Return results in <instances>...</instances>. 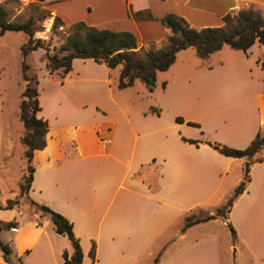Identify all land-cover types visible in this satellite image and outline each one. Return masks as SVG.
<instances>
[{
  "label": "crops",
  "instance_id": "crops-1",
  "mask_svg": "<svg viewBox=\"0 0 264 264\" xmlns=\"http://www.w3.org/2000/svg\"><path fill=\"white\" fill-rule=\"evenodd\" d=\"M32 1L47 11L48 29L58 17L61 31L78 22L97 29L129 31L136 37L139 52L165 46L171 31L160 19L167 13L183 18L195 29L223 26L225 15L246 9L264 17V0ZM130 8L134 12L148 11L152 19H134L129 15ZM187 50H180L171 66L180 52ZM254 51L253 67L263 73L264 44L255 42L245 54L253 56ZM37 52L41 60L45 54L41 48L30 57ZM205 61L201 59L195 66L204 89L199 97L207 101L216 119L213 130L229 135L228 140L219 141L244 149L258 133L264 139V79L261 83L254 79L230 81L226 78L229 71L236 70L232 63ZM88 64L102 70L103 77L97 76V81L114 83L113 68L93 59L75 58L64 79H77ZM171 66L162 72H168ZM248 72H252L251 67ZM114 80L117 87L118 77ZM178 81L164 80L162 87L171 90ZM175 99H180L179 95ZM39 105L37 115L48 122V131L45 147L32 157L34 171L28 196L72 223L83 253L81 264H152L159 253L157 264H221L216 241L200 239L193 233L196 226L216 218L210 215L184 231L182 228L185 218L196 210L216 209L231 198L232 206L223 220L230 235L228 252L233 264H264V171L254 169L264 166V160L249 162L222 155L204 143L184 141L183 137L208 140L188 134L192 125L181 115L175 118L182 117V122L174 118L176 137H169L155 126L161 118L156 107L159 112L150 108L138 116L144 128L136 127L133 117L122 111L126 129L121 132L109 121L87 123L75 118L70 122L56 117L53 123L42 116L40 99ZM93 106L103 112L97 102ZM5 135L6 152L5 157L0 153V165L12 155V135ZM0 136L1 148L4 130ZM246 164L249 181L234 196L237 185L243 182ZM10 221H16V226L0 229V241L11 248L10 261H5L0 251V264H18L19 259L21 264H62L63 253H72L68 238L55 231L48 215L34 212L30 216L17 205L0 208V222ZM228 223L234 228L235 241ZM92 246L94 259L90 256Z\"/></svg>",
  "mask_w": 264,
  "mask_h": 264
},
{
  "label": "rangeland",
  "instance_id": "rangeland-1",
  "mask_svg": "<svg viewBox=\"0 0 264 264\" xmlns=\"http://www.w3.org/2000/svg\"><path fill=\"white\" fill-rule=\"evenodd\" d=\"M0 5L8 10L10 20L22 22L32 17L35 22V38L49 43L51 48L61 44L62 36L71 32L70 26L66 27L64 31H61L62 27H59L58 32L52 34L51 28L48 29L45 21L47 11L38 2L32 0H0ZM26 39L27 36L23 32H6L0 35V132L4 130L0 153L3 157H5L6 152L4 149L5 134L12 135L13 143L12 155L3 159L0 165V203L2 204L0 207L4 206L9 199H17L16 205L31 216L34 212H41L31 206L23 197L20 198L19 195L15 197L19 193V182L26 167L25 146L18 139L24 132V126L19 117V105L24 87L21 75L20 48ZM255 52H253V56H246L245 52L224 45L220 52L212 53L211 56L209 55L210 57L208 56L209 58H205V63L214 64L218 60L232 63L236 70L231 68L229 76L226 77L227 80L254 79L261 83L264 79V71L263 73L259 72L253 67L256 65L253 61ZM39 57V52L33 53L31 57L29 56L28 62L31 67L32 65L35 66L38 74L41 114L53 123H55L56 117L70 122L74 121L75 118H80L81 121L87 123L109 121L115 123L118 129L124 132L126 126L123 112L133 117V123L136 127L144 128L145 125L138 116L148 112L150 108L152 110L159 108L161 118L155 126L161 127L169 137L172 135L176 137L177 124L174 118L175 115H181L185 119L200 125L199 128L188 126V134H194L198 138L217 143H222L219 141L220 138L229 139L227 132L223 130L215 132L213 130L216 119L209 110L207 101L199 97L203 85L202 78L197 75L199 69L195 66L200 64L202 58L197 55L194 48L190 47L187 51H181L176 63L171 66L168 72H158L156 83L151 91L139 79H136L129 88L118 89L114 79H117L120 67L112 70L111 79L114 83L99 82L96 78L97 76L102 78L103 72L99 68L90 66V64L86 65L77 79L72 78L67 81L64 79V83L61 85L62 80L59 77H52L47 73L44 65L45 55L41 59L43 62L39 60ZM239 67L241 71H238ZM249 67L252 68V72H248ZM164 80H167L168 83L172 80L181 81H178L179 83L175 88L165 90L162 87ZM262 85L264 86V81ZM178 95L180 99H175V96ZM202 95L205 97L204 93ZM93 102H97L99 109H103V112L97 110L93 106ZM76 113L78 114L76 115ZM255 156L264 160V147ZM254 169L256 172L264 171V166ZM226 203L216 209L196 210L194 212L196 218L203 220L211 215L216 220L196 226L193 228V233L200 239L215 240L222 257L221 264H233L232 255L228 252L230 235L222 217L225 214V210L222 209ZM217 211H220L219 213L222 215L218 216ZM174 248L172 247L171 251ZM13 258L15 259L14 256Z\"/></svg>",
  "mask_w": 264,
  "mask_h": 264
},
{
  "label": "trees",
  "instance_id": "trees-1",
  "mask_svg": "<svg viewBox=\"0 0 264 264\" xmlns=\"http://www.w3.org/2000/svg\"><path fill=\"white\" fill-rule=\"evenodd\" d=\"M129 15L134 19H152L148 11L134 12L129 9ZM161 23L170 29L171 35L168 37L164 47L149 48L141 52L137 51V40L135 35L129 31H114L110 29H97L87 26L84 22H78L70 26L71 32L62 36V43L58 46L50 47L44 40L36 39L34 27L35 22L32 17L26 21L10 20L8 10L0 5V35L6 32H23L27 39L21 45L20 53L22 57L21 75L23 80V90L21 93L19 117L24 126L21 135V142L25 146L24 158L26 167L19 182V197H23L31 206L40 211L43 215H48L54 224L55 231L65 235L72 247L70 255L63 253L62 264H81L83 253L73 231L72 223L62 214L52 210L50 207L39 204L28 196V191L32 182L34 168L31 164L33 154L36 150H41L46 145L45 136L48 131V122L38 117L40 110L38 99V74L35 66L29 64L30 54L37 50L45 51V68L47 73L63 80L72 69V61L75 58L93 59L96 63H104L109 68L120 67L117 80V88L125 89L131 87L136 79L141 80L151 91L156 83L158 72L166 71L176 59L177 53L186 48H194L197 55L205 59L210 54L217 52L224 45L232 49L246 52L255 42L264 44V17L254 9L241 10L236 14H227L223 17L224 25L220 27H205L195 29L181 17L174 13H167L161 19ZM62 25L61 20L56 17L51 26L52 34L58 32ZM159 112V110H157ZM177 122H182V117H176ZM188 125L199 127L198 123L188 121ZM184 141L199 145L204 143L212 147L218 153L233 157L245 158L249 162L262 161L256 157L264 147V139L258 133L251 143L244 149L231 148L220 143H211L197 139L182 138ZM248 167L245 169L243 183L249 181ZM233 198L229 199L222 210V215L217 211V215L227 219L228 212L232 206ZM18 203L17 199H9L0 208L10 209ZM204 220V219H203ZM195 215L185 218L182 231L188 227L203 221ZM16 221L7 223L0 222V229L15 227ZM229 230L235 241L234 228L228 223ZM0 251L5 261H10L11 248L8 244L0 241ZM90 256L94 259V246L90 250ZM159 254L154 258L152 264H157ZM21 259L18 264H21Z\"/></svg>",
  "mask_w": 264,
  "mask_h": 264
},
{
  "label": "water",
  "instance_id": "water-1",
  "mask_svg": "<svg viewBox=\"0 0 264 264\" xmlns=\"http://www.w3.org/2000/svg\"><path fill=\"white\" fill-rule=\"evenodd\" d=\"M245 169H247V164L245 165ZM243 185H244V183L241 182L240 185L237 187V190H236L234 196H237V195L240 193V191H241Z\"/></svg>",
  "mask_w": 264,
  "mask_h": 264
}]
</instances>
